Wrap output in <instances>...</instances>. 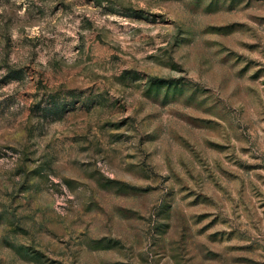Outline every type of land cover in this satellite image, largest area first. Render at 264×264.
<instances>
[{
  "label": "rangeland",
  "instance_id": "obj_1",
  "mask_svg": "<svg viewBox=\"0 0 264 264\" xmlns=\"http://www.w3.org/2000/svg\"><path fill=\"white\" fill-rule=\"evenodd\" d=\"M0 264H264V0H0Z\"/></svg>",
  "mask_w": 264,
  "mask_h": 264
},
{
  "label": "trees",
  "instance_id": "obj_2",
  "mask_svg": "<svg viewBox=\"0 0 264 264\" xmlns=\"http://www.w3.org/2000/svg\"><path fill=\"white\" fill-rule=\"evenodd\" d=\"M9 77H10V78H17L16 75H10Z\"/></svg>",
  "mask_w": 264,
  "mask_h": 264
}]
</instances>
